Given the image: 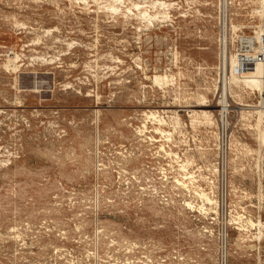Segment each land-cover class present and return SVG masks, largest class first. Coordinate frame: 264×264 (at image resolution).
Returning <instances> with one entry per match:
<instances>
[{"label":"rangeland","instance_id":"1","mask_svg":"<svg viewBox=\"0 0 264 264\" xmlns=\"http://www.w3.org/2000/svg\"><path fill=\"white\" fill-rule=\"evenodd\" d=\"M116 1L0 0V264H264L260 0Z\"/></svg>","mask_w":264,"mask_h":264},{"label":"bare ground","instance_id":"2","mask_svg":"<svg viewBox=\"0 0 264 264\" xmlns=\"http://www.w3.org/2000/svg\"><path fill=\"white\" fill-rule=\"evenodd\" d=\"M113 1V0H112ZM118 1V0H117ZM116 1V2H117ZM118 3V2H117ZM120 3V2H119ZM159 3V2H158ZM114 4V3H113ZM110 5V4H109ZM154 6V5H153ZM110 7V6H109ZM113 8L115 7V5L114 6H112ZM115 10H116V8H115ZM256 13L258 14V16H259V18H260V20H261V25H264V0H260L259 1V7H258V9H256ZM143 17H149V15L147 14V11H142L141 13H140ZM139 14V15H140ZM151 17V16H150ZM141 18V17H140ZM260 23V22H259ZM233 26V25H232ZM237 27V26H236ZM233 28H235V27H233ZM260 27H258V29H259ZM255 29H256V27H255ZM257 39H258V31L256 32L255 31V36H253V37H249L248 39H245V44H247L251 49H253V50H256L257 49V47H255V45H256V42H257ZM257 46V45H256ZM249 48V49H250ZM250 51V50H249ZM254 52V51H253ZM16 57V56H15ZM17 58V57H16ZM252 58V56L251 55H248V54H239V55H233V54H231L230 55V57H229V62H228V66L230 67V75H229V77L228 76H226L225 78H224V86H225V88H224V92H225V96H226V94H227V92H228V86H230V85H232V84H230L229 85V83H233V84H236V85H239L240 87L242 86V88L244 87V88H248V89H250L251 91H256V92H258L259 94H262V93H264V62H263V60L262 59H259L257 62H256V64L254 65V67L250 70V71H248V72H245V73H243V74H237V73H235V71H234V68L237 66V65H239L240 63H244V62H246V61H249L250 59ZM13 59V58H12ZM12 61V60H11ZM16 62V61H15ZM11 63V62H10ZM14 65V64H13ZM16 66V65H15ZM13 67V66H12ZM163 79V78H162ZM154 80L156 81V82H159V81H161V79H160V77L159 76H155L154 77ZM235 85V86H236ZM239 86H237V88L239 87ZM238 88V89H242V88ZM243 91H244V89H242ZM241 91V90H240ZM250 91V92H251ZM237 95H238V93H237ZM225 96H223V97H225ZM239 97V96H238ZM226 98V97H225ZM204 99V98H203ZM226 100L224 99V98H222V101H221V105L220 106H222L221 108H225V106H227L226 105ZM264 102V101H263ZM261 104V103H260ZM219 112H220V110H219ZM154 113V112H153ZM208 120V125L209 124H211L213 121H212V118H210V114L206 111H202L201 112ZM254 113L257 115V118L258 119H256L257 120V124H256V128L258 129L260 126V122L262 121V119L264 118V108L263 109H259V110H257V111H254ZM157 114V113H156ZM155 115V114H154ZM193 115V114H192ZM195 115H197V114H195ZM203 115H201V116H203ZM157 116V115H156ZM151 117V116H150ZM204 118V117H203ZM214 118V117H213ZM157 119V118H156ZM176 120V119H175ZM214 120V119H213ZM161 120H159V122H160ZM205 121V120H204ZM177 122V121H176ZM179 122V121H178ZM177 122V123H178ZM158 123V122H157ZM163 123V122H162ZM162 123H160V124H162ZM215 123V122H214ZM159 125V124H158ZM212 125V124H211ZM210 125V126H211ZM259 126V127H258ZM160 128V127H159ZM158 130V129H157ZM140 132V131H139ZM259 132H260V130H259ZM263 133H264V131H263ZM263 133H259V135H258V141L260 142V144H263L264 145V134ZM185 167H183V169H184ZM192 176V175H191ZM186 177V176H185ZM182 178H184V176L182 177ZM181 178V179H182ZM193 178V177H192ZM189 179V178H188ZM180 180V179H179ZM194 180V179H193ZM190 182H192L191 181V179H190ZM184 183V182H183ZM191 184V183H190ZM181 185V184H180ZM193 185V184H192ZM201 189V188H200ZM193 190H194V188H193ZM196 190H194V192H195ZM196 192H198V191H196ZM199 194V193H198ZM199 196H200V198H202L203 200L204 199H206L205 201H207V203L208 204H214L213 203V201L209 198V197H207L206 196V193H203V194H199ZM202 200V201H203ZM204 202V201H203ZM187 205H189L190 206V204L188 203ZM203 206V205H202ZM200 207H201V205H200ZM206 209V208H205ZM199 210H204V207H201ZM209 210V209H208ZM207 210V211H208ZM206 213V212H205ZM240 216V215H239ZM243 217H239V218H237V220L236 221H238V227L236 228V230H238V231H242L243 229L245 230V229H247L248 227H262V223L263 222H261L260 221V219H259V221L257 222V223H255L254 221H252L251 219H248L247 221H245V222H243V219H242ZM233 219V218H232ZM235 219V218H234ZM249 229V228H248ZM257 232V231H256ZM244 233H247V232H244ZM242 235V234H241ZM240 236V235H239ZM255 236H257L256 234H255ZM261 238H262V232H261V230H259V232H258V236H257V239H258V241L259 240H261ZM264 238V237H263ZM255 239H256V237H255Z\"/></svg>","mask_w":264,"mask_h":264},{"label":"built area","instance_id":"3","mask_svg":"<svg viewBox=\"0 0 264 264\" xmlns=\"http://www.w3.org/2000/svg\"><path fill=\"white\" fill-rule=\"evenodd\" d=\"M256 45H257L256 50L251 49L247 45L250 48V50H253L255 52L253 54H249L248 52H246V54L251 55L252 58L249 61H246L244 63H240L239 65H237L234 68L235 73L243 74L245 72L250 71L259 59H262L264 62V25H262L258 29V39H257ZM241 54H245V53H241ZM237 55H239V54H237ZM225 111H226V106H225V108H220V122H221V124H223L224 120L226 119L224 117ZM219 242H220V257H219V263L218 264H227L226 237H225V235H222Z\"/></svg>","mask_w":264,"mask_h":264}]
</instances>
